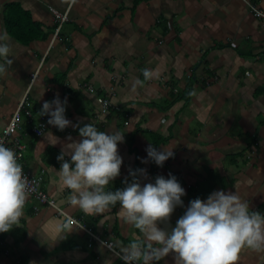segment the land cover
I'll return each instance as SVG.
<instances>
[{"label": "crops", "instance_id": "obj_1", "mask_svg": "<svg viewBox=\"0 0 264 264\" xmlns=\"http://www.w3.org/2000/svg\"><path fill=\"white\" fill-rule=\"evenodd\" d=\"M250 1L264 11V0ZM54 10L67 13L59 29ZM0 28L12 38L13 60L0 76V132L26 97L19 163L78 222L63 225L57 209L29 195L19 226L0 233V264H123L119 245L139 232L120 205L86 215L68 203L71 190L59 179L57 156L87 123L124 135L120 175L106 191L131 182L130 169H146L142 186L176 177L186 194L170 227L189 201L216 190L236 192L264 214V19L243 0H0ZM146 68L160 78L144 81ZM136 78L143 85L134 93ZM57 93L79 127L59 131L45 115L44 132L34 134L25 112L36 123ZM154 142L174 153L163 167L141 163ZM156 264H174L173 254ZM237 264H264V253L244 249Z\"/></svg>", "mask_w": 264, "mask_h": 264}, {"label": "clouds", "instance_id": "obj_2", "mask_svg": "<svg viewBox=\"0 0 264 264\" xmlns=\"http://www.w3.org/2000/svg\"><path fill=\"white\" fill-rule=\"evenodd\" d=\"M11 49L10 34L0 28V76L13 64ZM142 75L147 81L159 79L161 73L146 68ZM142 85L143 81L136 78L132 92ZM67 103V97L61 100L57 93L51 101H44L39 116H48L47 124L59 131L79 127L65 117ZM79 137V141L65 144L57 156L60 182L71 190L68 203L86 215L120 205L122 219L139 232L127 245H119L116 255L123 264H156L170 253L174 264H237L244 249L264 253V214L250 211L248 200L236 192L216 190L206 200L189 201L184 214L170 227V217L176 207H184L181 198L186 194L174 175L169 173L167 179L158 175L154 183L142 186L146 169H130L131 182L125 179L122 189L106 191L120 175L122 157L117 146L124 142V135L99 131L87 123L79 127ZM56 143L55 137L53 145ZM145 151L147 158L141 163L151 160L159 167L174 156L172 150L158 151L151 144ZM66 156L70 159L65 160ZM33 183L24 174L16 153L0 141V233L19 226Z\"/></svg>", "mask_w": 264, "mask_h": 264}, {"label": "built area", "instance_id": "obj_3", "mask_svg": "<svg viewBox=\"0 0 264 264\" xmlns=\"http://www.w3.org/2000/svg\"><path fill=\"white\" fill-rule=\"evenodd\" d=\"M243 1L248 5L253 15L264 19V11L262 9L258 8L250 0H243ZM53 13L55 15L56 21L58 22L57 29H59L61 24L67 20V13L58 12L56 10H54ZM25 101H26V97L20 101L18 107L11 115L8 123L3 127L2 131L0 132V141H3L6 147L11 148L16 153L18 157V163L22 158L25 150V145L22 143L20 136L18 134V130L20 129L21 112L23 110ZM99 101H101V99H99ZM25 113L28 118L27 122L30 123V126H32V131L34 132V134L41 135L44 132L46 126L44 118L40 117L38 121L35 123L34 121L31 120L32 118L31 113H29V111H26ZM23 172L28 177L30 182H34L33 184L30 185L34 189L33 191L30 192V196H33L36 199V201L41 205H46L48 207L57 209L58 214L63 215V218H65L63 225H66L69 222L78 223L75 219L67 215V213L59 209L56 205L55 200L49 197L47 193L42 189L41 175H35L29 170H26L24 168H23ZM82 227L85 228L84 226Z\"/></svg>", "mask_w": 264, "mask_h": 264}, {"label": "trees", "instance_id": "obj_4", "mask_svg": "<svg viewBox=\"0 0 264 264\" xmlns=\"http://www.w3.org/2000/svg\"><path fill=\"white\" fill-rule=\"evenodd\" d=\"M152 146L156 148V146H157V143H156V142H154V143L152 144Z\"/></svg>", "mask_w": 264, "mask_h": 264}]
</instances>
